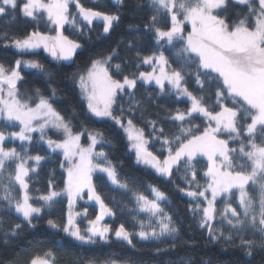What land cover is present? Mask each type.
<instances>
[{"label": "snow or ice", "instance_id": "snow-or-ice-1", "mask_svg": "<svg viewBox=\"0 0 264 264\" xmlns=\"http://www.w3.org/2000/svg\"><path fill=\"white\" fill-rule=\"evenodd\" d=\"M113 3L118 9L126 6L125 0ZM71 5L78 11L70 12ZM142 6L150 12L144 29L153 33L155 51L141 56L137 50V71L124 75L122 80L111 74L112 67L117 74L122 72L120 64H110L115 49L103 60H93L86 73L74 77L81 99L92 117L114 121L124 129L137 163L154 169L190 198L189 211L194 219L198 217L199 228L207 232L209 243L219 241L225 250L239 249L250 258L257 251H264V0H137L136 7ZM230 9L235 10L231 17ZM17 12L33 21L46 20L54 26L55 35L33 31L18 38L4 31L0 32V44L21 53L43 48L54 59L63 61H71L81 48L80 43L64 35L65 25L79 29L81 20L86 26L102 21L103 32L108 34L121 19L119 11L113 14L93 10L82 6L80 0H0V18L15 21ZM186 25H190V31H186ZM126 46L135 48V42L129 41ZM165 49H175L177 67H172ZM22 63L46 73L44 65L35 60H17L11 69L0 64V201L5 202L0 207L7 210L0 215L3 243L7 245L19 237L25 228H35L44 207H53L56 198L66 194L67 222L61 226L48 219L47 225L75 241L95 245L99 238L110 243L109 233H114L117 241L132 249H137L134 236L140 241L168 243L174 249L179 229L160 204L167 200L166 195L155 187L149 186L154 199L133 192L139 211L150 217L147 226L143 219L135 232L124 224L115 230L101 224L105 216L115 214L97 191L93 174H106L112 185L125 191L132 189L118 178L106 154L96 152L98 143L108 142L102 132H89L91 143L87 147L81 145L83 133H74L71 122L51 102L55 89L51 96L35 89V99L21 93L18 82L23 79L19 71ZM141 64L151 66V71H140ZM189 78H194L196 91L188 87ZM138 81L155 84L158 96L174 95L176 100L186 98L190 102L183 110L165 109L163 121L169 122L167 130L163 121L147 120L152 128L151 139L160 144L158 151L167 153L163 158L149 150V138L132 119L138 111L143 116L148 103L155 100L152 94L137 99L135 92L129 91L136 89ZM124 97L128 98L127 108L120 103ZM198 119L200 123H196ZM17 127L18 131H5ZM49 127L62 132L64 138H46ZM37 132L39 140H45L53 152H62L66 163L60 166L67 179L62 191L33 196L27 178L45 159L28 153L32 133ZM6 140L20 141L21 150L7 147ZM198 157L207 160L202 177L196 167L200 163ZM30 160L35 161V166L29 165ZM85 191L87 199L99 205L100 214L95 220H88L89 227L82 231L75 220L81 214H73L72 208L77 198H84ZM33 200L44 203L33 204ZM13 210L22 219L8 223L7 212ZM170 249L156 247L155 251L159 254ZM28 264H57L55 253L48 249L34 255ZM86 264H131V260L112 255L103 260L89 258Z\"/></svg>", "mask_w": 264, "mask_h": 264}, {"label": "trees", "instance_id": "trees-1", "mask_svg": "<svg viewBox=\"0 0 264 264\" xmlns=\"http://www.w3.org/2000/svg\"><path fill=\"white\" fill-rule=\"evenodd\" d=\"M82 6L105 13H116L119 11L121 19L108 34L103 32V23L93 22L91 26L80 21L81 28H73L70 25L64 27V35L81 44V48L76 52L74 61L71 64L59 63L49 58L44 52L20 53L11 47H4L0 44V64L11 69L15 62L20 59L35 60L44 65L46 73L22 70L23 79L18 87L21 93H27L35 99L34 90L39 89L45 96H51L52 90H56V96L52 99L53 106L69 120L73 126L74 133H83V144L89 143V132H102L104 140L98 149L105 152L106 157L114 165L118 178L129 185L132 191L114 187L104 175L95 176L97 191L102 195L106 205L114 212L113 224L119 226L124 224L129 231H139V220L146 223L148 217L142 214L136 203L133 192L143 193L148 198H152L149 186L156 187L162 191L167 202L165 208L173 217V222L179 229L176 237V247L170 249L168 243L160 241H140L138 237H133L137 249H132L126 243L112 239L110 243L98 242L95 245H83L67 236L62 231H55L47 225L48 219L55 220L61 226L66 221L68 201L66 198H59L53 207H44L35 228H25L24 232L5 245L0 239V264H28V261L36 254H43L48 249L53 250L57 264H86L89 258H99L103 260L115 255L123 259H130L131 264H264V251H257L252 257H247L239 249L227 248L219 242L209 243L207 232L199 228L198 217L193 218L189 211L190 199L177 190L175 185L168 179L157 175L153 170L136 162L135 155L129 150L125 134L118 126L111 121H100L94 119L88 112L86 103L81 99L75 76L86 73L93 60H103L112 54L113 49L116 54L112 56L111 65L120 64L122 72L117 74L115 68H111V74L116 79L123 78L124 75H131L137 71L136 51L141 56L151 55L155 51V42L152 39L153 33L144 29V24L148 22L150 15L146 6L136 7L137 0H125L126 6L119 8L112 0H80ZM70 12H76L74 7ZM235 10L230 9L229 16H233ZM130 25L138 26L131 28ZM170 26V24H169ZM186 31H190L185 26ZM7 31L10 36L23 38L33 31H40L44 34H54L53 27L46 21H33L23 17L17 12L15 21L10 18H0V32ZM124 41L125 43H121ZM134 41L135 48H128L127 42ZM165 55L169 58L172 67H177L175 49H165ZM140 71H151V66L140 65ZM194 78L188 79L190 90L196 91L198 86L193 82ZM22 86V87H21ZM136 98L141 99L149 94L155 97L153 102L147 105V111L141 116L138 111L132 116L136 127L144 130L145 137L149 138L148 148L161 158L167 155L166 152H159L160 144L150 137L152 128L149 127L148 119H158L163 121L165 109L180 108L185 109L190 106V102L185 99L176 100L174 95H156L158 88L137 83L134 90ZM119 100V97H118ZM127 97L123 101L127 108ZM114 110L118 111V106L114 105ZM159 112V116L156 113ZM202 119V118H201ZM165 129L169 128V122L163 121ZM126 123V118H125ZM196 123H200L198 119ZM14 129H5L13 131ZM50 137L59 139L60 136L54 131L48 132ZM7 147H16L21 150V143L8 141ZM30 155H41L45 159L40 162L35 172H31L27 178L29 181V192L33 196L47 194L50 190L62 191L66 184L67 175L60 166L63 159L60 155L49 151L46 145L39 140V134L33 135V141L28 147ZM198 176L202 177V170L207 162L202 158H197ZM29 165L35 166L30 160ZM102 177V179H100ZM51 182V183H50ZM182 186V181H177ZM17 192L19 186L16 185ZM38 190V191H37ZM3 189L0 188V193ZM222 199V198H221ZM33 204L43 205V201H30ZM0 201V205H4ZM218 207H221L218 200ZM6 209L0 207V215H5ZM8 223L18 222L20 218L14 210L7 212ZM171 239V238H165ZM156 247L170 249L166 252L156 253Z\"/></svg>", "mask_w": 264, "mask_h": 264}, {"label": "rangeland", "instance_id": "rangeland-1", "mask_svg": "<svg viewBox=\"0 0 264 264\" xmlns=\"http://www.w3.org/2000/svg\"><path fill=\"white\" fill-rule=\"evenodd\" d=\"M113 1V0H112ZM71 7H74L75 8V5H71L70 6V8ZM75 11L77 12L78 10H76L75 9ZM93 22H100V23H103L102 21H93ZM86 23V22H85ZM52 27H53V29H54V26L53 25H51ZM66 26V25H65ZM64 26V27H65ZM186 26H188L189 28H190V25H186ZM63 31H64V29H63ZM53 35H55V32H54V34ZM11 48H13L14 50H17V49H15L14 47H11ZM79 49H77L76 50V52L78 51ZM18 51V50H17ZM39 51H42V52H44L49 58H51L52 60H54V61H57V62H59V63H64V64H71V63H73V61H74V57H75V54L73 55V57H72V60L71 61H63V60H57V59H54L53 57H52V55L49 53V52H47V51H45L43 48H41V49H38V50H35V51H32V52H39ZM19 52V51H18ZM21 53V52H20ZM25 53H28V52H25ZM21 61H29V60H25V59H20ZM146 66H149V65H146ZM22 70H27V71H36V72H38L36 69H30V68H27L23 63L21 64V67H20V69H19V71H20V74H21V71ZM139 83H142V84H144L143 82H141V81H138ZM137 82V83H138ZM18 84H19V82H18ZM76 84H77V86H78V83L76 82ZM145 85H147V86H154V87H156L155 86V84H145ZM78 89H79V86H78ZM79 93H80V89H79ZM81 96V95H80ZM182 99H185L186 100V98H182ZM85 102V101H84ZM86 103V102H85ZM34 106V105H33ZM90 114V113H89ZM91 115V114H90ZM94 119H96V120H100V121H111V120H107V119H100V118H96V117H93ZM111 122H113V123H115L114 121H111ZM126 124V123H125ZM118 126V128L119 129H121L122 131H123V133L125 134V136H126V139H127V142H128V146H129V150L135 155V153H134V151L133 150H131L130 149V141L128 140V138H127V133L124 131V129L123 128H121L119 125H117ZM138 128V127H137ZM19 130V128L17 127V129L16 130H13V131H18ZM50 131H54L56 134H58L59 136H60V138L59 139H56V138H53V137H50L49 135H48V132H50ZM34 134H39L38 132L37 133H32V136L34 135ZM46 138H51V139H54V140H57V141H59V140H62L63 138H64V136H63V133L62 132H60V131H57L56 129H53V128H51V127H49L48 129H46ZM14 141H17V142H19V143H21L20 141H18V140H14ZM8 141L6 140L5 141V144L7 143ZM40 142H42L44 145H46L47 146V148L49 149V151H51L52 153H55V154H58V155H60L61 157H62V159H63V163H66L65 161H64V158H63V154H62V152L60 151V150H57V151H55V152H53L49 147H48V145H47V143H46V141L45 140H40ZM80 143H81V145L82 146H84V147H87L90 143H91V141L89 140V143L87 144V145H84L83 144V135L81 136V141H80ZM102 143H98L97 145H96V148H95V150H96V152H100V151H102V150H99L98 149V147L101 145ZM104 152V151H103ZM105 153V152H104ZM198 158H202V159H204L206 162H207V160H206V158H204V157H198ZM102 159V158H101ZM108 159V158H107ZM109 160V159H108ZM42 161V160H41ZM110 161V160H109ZM30 162V161H29ZM28 162V163H29ZM34 163H35V161H33ZM112 164V163H111ZM139 165H142V166H146V165H144L143 163H138ZM112 166L114 167V165L112 164ZM146 167H148V168H150L149 166H146ZM151 170H153L154 172H155V170L154 169H152V168H150ZM36 170H37V167H36ZM31 173V172H30ZM29 173V174H30ZM66 173V172H65ZM156 173V172H155ZM157 174V173H156ZM67 175V174H66ZM97 175H104L105 177H106V174H102V173H99V172H97V173H94L93 174V183L95 184V181H94V179H95V176H97ZM157 175H159V174H157ZM160 176V175H159ZM107 178V177H106ZM110 182V181H109ZM110 184H111V182H110ZM112 185V184H111ZM112 186H114V187H117L116 185H112ZM119 188V187H118ZM156 188V187H155ZM158 189V188H157ZM183 194V193H182ZM184 195V194H183ZM83 196H84V198L83 199H80V198H77L76 199V202H75V204L73 205V208H72V212H73V214H75V213H77V212H79L81 215H79V216H75V220H76V222H77V224L80 226V228L82 229V231L84 230V229H86L87 227H89V224H88V220H95L96 219V217L100 214V208H99V205L98 204H96L95 203V201H90V200H88L87 199V195H86V191H85V194H83ZM185 196V195H184ZM187 197V196H186ZM59 198H66L67 199V201H68V197H67V195L66 194H64V195H61L60 197H57L56 198V200L57 199H59ZM155 198V196H154V193L152 192V198H149V199H154ZM189 198V197H188ZM190 199V198H189ZM219 199H221V198H219ZM218 199V200H219ZM166 202H167V200L166 201H160V204H161V206L162 207H164L165 208V205H166ZM85 210H86V215H85ZM165 211L167 212V210H166V208H165ZM68 212H69V206H68V209H67V215H66V221H65V223L67 222V218H68ZM142 214H144V215H146L147 217H148V220L150 219V217L148 216V214L147 213H143V212H141ZM170 215V214H169ZM113 220H114V216H105L104 217V219L101 221V224H107V225H109L113 230H115L116 228H118L119 226H115L114 224H113ZM64 223V224H65ZM153 223H154V220H153ZM147 224H148V222L146 223V226H147ZM52 229V228H51ZM53 230H55V229H53ZM55 231H57V230H55ZM109 236L111 237V240L112 239H114V240H116L115 239V237H114V233H109ZM71 238V237H70ZM73 239V238H72ZM97 239V243L98 242H101V243H105V242H103V241H100L99 240V238H96ZM139 239V238H138ZM76 242H78V241H76ZM78 243H80V242H78ZM96 243V244H97ZM81 244V243H80ZM83 245H91V244H83Z\"/></svg>", "mask_w": 264, "mask_h": 264}]
</instances>
